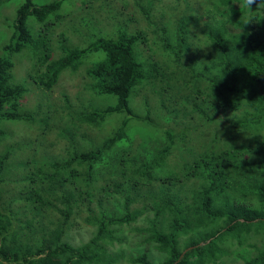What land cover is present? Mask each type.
<instances>
[{"label": "trees", "instance_id": "1", "mask_svg": "<svg viewBox=\"0 0 264 264\" xmlns=\"http://www.w3.org/2000/svg\"><path fill=\"white\" fill-rule=\"evenodd\" d=\"M132 1L147 27L82 47L61 37L57 56L33 26L47 28L59 0L16 5L0 50V264H264V0H184L171 17L153 0ZM24 47L25 75L42 94L99 53L83 71L82 108L65 93L62 106L23 107L31 89L10 53ZM53 111L65 147L26 151L51 130ZM5 120L37 135L4 141ZM83 225L90 235L70 242ZM122 225L145 247L127 263L109 247Z\"/></svg>", "mask_w": 264, "mask_h": 264}, {"label": "rangeland", "instance_id": "2", "mask_svg": "<svg viewBox=\"0 0 264 264\" xmlns=\"http://www.w3.org/2000/svg\"><path fill=\"white\" fill-rule=\"evenodd\" d=\"M21 0H0V50L1 45L8 40V36L11 31L10 23L14 16V9L16 5ZM33 2L40 4L46 3L52 0H32ZM145 3L147 0H144ZM143 1V2H144ZM155 6H161L164 10L163 13L165 17H171L175 11L183 6L184 0H153ZM189 1L191 6H195L197 3H205V0H186ZM126 4V9L123 10L121 7L122 3ZM144 3V4H145ZM190 9L189 7H186ZM132 14L129 17V13ZM139 16V20H135ZM163 16V15H162ZM46 18L50 21L47 28H43L42 22H37L34 27L33 35H42V31L46 29L49 35V43L53 49V56L60 54V48L57 46L61 43V37L65 38L64 42L68 45L86 46L92 39L96 36H114L119 29H124L127 26L129 30L135 28L137 22L139 26H146L143 18L140 16V12L135 5H133L132 0H59V4L56 9L50 12ZM194 18H197L194 16ZM201 19V18H198ZM198 21V20H197ZM145 23V25H144ZM190 24H195V19L190 22ZM148 26V25H147ZM146 26V27H147ZM141 27H139L140 29ZM149 28V27H148ZM149 39L153 36L150 30H146ZM60 40V41H59ZM59 41V42H58ZM42 45L38 46V50L42 52ZM31 48H22L18 51H12L10 53V58L13 62L12 71L14 77L24 83V85L31 89L24 94L22 99V105L24 108L33 109L40 104V108L44 109L46 105V98L49 101H53L59 106H62L63 94L65 93L72 104H79L82 108V102H86L89 93L83 88L84 80V68L91 63L98 56V52H86L85 55H81V62L77 64L75 69L65 68L59 72L56 84L46 92L42 94L37 88L30 84L29 79L26 77V70L31 66L29 56H32ZM93 102L99 104L106 98L103 95H93ZM102 99V100H101ZM135 99H139V94H136ZM100 106V105H96ZM59 110V107L57 108ZM59 111H53L50 116L49 124L52 126L51 130H45V135H43L40 141L30 144L31 149L26 151H32L36 155L41 152L44 147L47 149L49 142V148L52 151H57L65 147V143H62V138L55 134L54 129H59L57 124ZM4 129L8 132L4 141H20L24 143L26 139L34 137L37 135V129L32 124H23L22 122H17L13 120L3 121ZM44 134V133H43ZM39 138V139H40ZM23 149V148H22ZM140 220L136 221L134 224H138ZM132 224V225H134ZM132 225L125 226L122 225L117 229L116 234L122 236V239L115 241L112 245H109L110 252L114 255H118L119 261L123 263L128 262V256L134 255L145 247L142 245H135L136 238L139 237L134 230L131 228ZM92 227L89 225H83L79 228H73L69 232V240L72 243H79L85 240L91 233ZM148 256L153 260H159L161 255L156 253V251L149 246ZM227 262V261H226Z\"/></svg>", "mask_w": 264, "mask_h": 264}]
</instances>
